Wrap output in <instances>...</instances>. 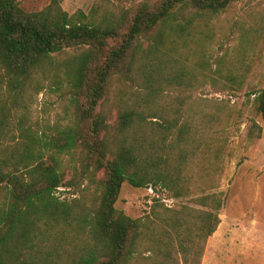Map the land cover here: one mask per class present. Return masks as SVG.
I'll list each match as a JSON object with an SVG mask.
<instances>
[{
    "label": "trees",
    "instance_id": "obj_1",
    "mask_svg": "<svg viewBox=\"0 0 264 264\" xmlns=\"http://www.w3.org/2000/svg\"><path fill=\"white\" fill-rule=\"evenodd\" d=\"M62 1L25 11L18 0H0V71L8 90L19 95L35 75L52 70L60 73L75 109L73 124L47 136L23 129L14 148L0 157V264H134L142 223L115 207L122 184H159L180 197L186 193L183 171L199 139L208 147L204 132L196 137L189 126L192 120L179 124L177 117H163L161 91L168 85L170 57V66L184 76L180 59L169 55L178 52L180 39L238 0H145L129 13L100 18L81 11L69 15ZM68 48L81 50L54 61ZM114 79L136 88L111 126L102 105ZM249 95L264 119V86ZM252 125L259 137L260 126L254 120ZM202 128L210 129L207 120ZM77 149L84 171L102 173L92 201L56 194L64 185L60 156ZM226 197L225 191L197 196L203 208L184 239L190 243L181 244L184 262L193 239L205 240L215 231ZM179 226L173 222L175 232ZM156 243L166 253L168 244L163 249Z\"/></svg>",
    "mask_w": 264,
    "mask_h": 264
},
{
    "label": "rangeland",
    "instance_id": "obj_2",
    "mask_svg": "<svg viewBox=\"0 0 264 264\" xmlns=\"http://www.w3.org/2000/svg\"><path fill=\"white\" fill-rule=\"evenodd\" d=\"M143 1L63 0L61 6L69 15L81 11L100 18L109 12L129 13ZM18 2L25 11H39L50 0ZM179 44L178 52L169 56L180 59L184 76L180 77L176 66H170V57L165 70L168 85L161 91L163 117L168 121L177 117L179 124L192 120L189 126L196 128V137L204 132L208 147L199 139L194 159L183 171L186 193L180 197L159 184L141 188L127 181L122 184L115 207L142 223L131 262L264 264V119L255 112L254 95H249L264 86V0L234 2L209 22L198 25ZM167 45L171 46V41ZM80 50L68 48L54 61ZM1 73L0 157L14 148L23 129L47 136L73 124L75 109L60 73L55 76L51 70L46 76L35 75L19 95L8 90L7 77ZM190 77L193 79L189 81ZM135 88L117 79L111 82L102 105L111 126ZM205 120L210 129L202 128ZM253 120L261 128L259 137ZM168 134L170 139L171 129ZM60 170L64 185L56 194L61 198L84 195L92 201L98 194L102 173L84 171L80 149L60 156ZM217 191L227 193L225 206L218 213L220 222L205 240L201 236L193 239L189 259L184 262L181 244L190 243L185 240L191 237L188 231L195 222L193 216L203 208L196 198ZM173 222L180 224L177 232ZM156 241L162 242L159 246L163 249V243L168 244L166 253L157 250Z\"/></svg>",
    "mask_w": 264,
    "mask_h": 264
}]
</instances>
